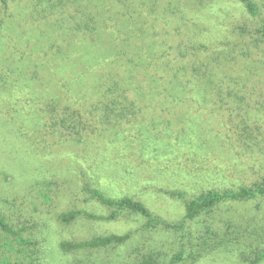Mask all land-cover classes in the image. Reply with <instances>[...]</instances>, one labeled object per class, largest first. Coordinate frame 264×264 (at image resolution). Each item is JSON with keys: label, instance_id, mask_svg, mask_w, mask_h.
<instances>
[{"label": "rangeland", "instance_id": "obj_1", "mask_svg": "<svg viewBox=\"0 0 264 264\" xmlns=\"http://www.w3.org/2000/svg\"><path fill=\"white\" fill-rule=\"evenodd\" d=\"M45 1L7 0L6 5L0 1V218L9 229H0V262L140 264L152 259L171 264L180 256L176 264H264V256L260 258L264 196L225 202L184 220V204L191 198L208 190L248 187L264 178V45L243 58L239 52L245 53L250 43L238 30L241 26L254 31L264 21L262 0H253L259 11L256 17L239 0H128L130 17L128 6L119 0H85L89 14L100 12L101 18H114L112 9L107 13L109 2L119 17L126 13L121 25L107 22L94 43L99 39L102 53L115 46L125 52L121 59L114 51L106 53L108 60L99 68L101 74L116 73L121 86L125 82L132 88L124 72H138L132 65L139 61L136 49L142 45L157 47L155 57L139 53L149 75L155 72L148 67V58L173 71L197 69L219 49L236 60L221 65L232 93H209L212 101L203 104L206 92L174 101L161 88L133 94L131 90L127 97L138 105L139 113L81 142L56 130L49 107L54 102L72 105V93L85 91L79 107L87 108L94 96L80 78L94 75L80 77L79 72L86 70L83 65L77 77L57 75L45 56L49 47L55 54L56 44L67 45L69 54L75 52V38L66 25L77 8ZM43 7L51 21L44 18ZM55 17L65 21L62 30L52 24ZM66 30L68 34L61 36ZM190 43L205 48L181 57L178 50ZM85 61L79 59L78 64ZM115 61L127 70L117 72L112 67ZM236 80L245 81L248 88L237 90ZM248 130L255 139H248ZM213 138L216 146L213 141L202 145ZM93 190L108 198L139 201L151 217L122 213L114 220L100 219L110 210L91 198ZM70 211L96 218L79 216L61 223L60 216ZM125 234L129 239L118 246L77 250L67 246Z\"/></svg>", "mask_w": 264, "mask_h": 264}, {"label": "trees", "instance_id": "obj_2", "mask_svg": "<svg viewBox=\"0 0 264 264\" xmlns=\"http://www.w3.org/2000/svg\"><path fill=\"white\" fill-rule=\"evenodd\" d=\"M3 5L7 4V0H0ZM47 1V0H46ZM45 1V2H46ZM100 3H103L105 0H99ZM119 2L128 10V15L130 17L132 12V3L127 0V3H124L123 0H119ZM245 8V11L251 16H258V7L253 0H239ZM264 4V0H262ZM85 0H59V4L62 7L77 8L75 14L69 15L70 21L66 25L68 27L67 30H70L72 33L73 42L75 43V52L69 54L67 45L56 44L55 54H50V47L45 53L46 57H49L48 62H51V65L54 66V70L57 75L66 76L70 79V77H77L75 74L79 72L82 65L86 69L85 71L79 72L81 77L82 74L86 73V75H90L93 73L94 78H80V84L83 85L84 88L89 90L90 93L93 92V98L89 102L87 108L79 107L80 101L83 99L80 96L81 93H86L85 91L80 92L77 91L72 93V97L74 102L66 105H59L54 102L52 106H50V112L53 114L51 117V123L56 127V130L65 133L67 137H70L73 141L81 142L87 135H103L105 131H107L110 126H114L119 124L121 121H126L127 119H132L139 110L136 107L134 101L130 100L127 97V93L132 90V94L136 92L135 90H140L143 92L153 91V88H161V90L167 91L169 94V98L171 97L174 101H180L187 95L194 94V92H206L205 99L202 102L203 104L209 103L207 95L211 93V95L218 96L222 95V92L226 94L232 93V87L227 82V77L222 70V67H225L226 62H231L236 60V57H231L226 53L225 50L219 49V52L215 53L213 56L208 57V61H200V66L196 68H185L183 67V71L180 69L173 71L170 60H168V66L160 67L161 64H157L154 59L151 61L146 59L148 67L153 69L155 73H151L149 69L146 72L144 69V60L141 59V56H146L144 52H148L151 56V53L154 55L156 52L154 51L157 47L152 45H142L138 47V60L133 63L134 69H139L136 73H131L123 66L121 63L114 62L113 69H116L117 72H121L127 74V80L132 81V88L127 85L125 82L123 86L120 85L119 79H115L114 75L116 73H108L107 75L99 73V68L103 69V63L105 60H108L104 55L111 54L113 51L115 52L116 59H121L123 57L124 51L118 50V46L109 47L108 52L102 53L101 48L99 49V39L97 43H95L98 32H101L103 28H107V22L115 20L116 23L121 25L126 18V13L122 12L121 17H119L117 11L115 10L114 5L109 2L108 11L110 9L113 10L114 18L107 16L105 18H101L100 12H97L96 15L89 14V2L87 3ZM50 9H54L55 7L49 6ZM131 10V11H130ZM71 11V10H70ZM87 11V12H86ZM46 8L43 7L42 14L45 15L44 18L51 21V18L47 17ZM59 14V13H58ZM176 18V17H175ZM56 29H61L64 26L65 21L59 17L54 18V23H52ZM181 27V26H180ZM179 27V29H180ZM63 29V28H62ZM61 29V30H62ZM67 30L63 33H60L61 36H66L68 33ZM239 35L247 37L250 43V47H246L245 53L239 52V54L243 58H248L252 55V52L255 54V51L259 49V45H264V21H262L254 31L247 29L246 27H238ZM132 32V30H130ZM132 37V35H130ZM128 40V39H127ZM126 40V41H127ZM67 43V42H66ZM68 44V43H67ZM156 44V43H154ZM128 46V45H126ZM126 46H122L124 48ZM132 46V45H130ZM147 46V47H146ZM177 46H182V44H178ZM148 48V49H145ZM205 48L198 43H190L186 45L184 49L178 50V53L181 57L185 58L189 54H194L196 50H200ZM144 50V51H143ZM80 51V52H79ZM247 51V52H246ZM111 52V53H109ZM248 56H247V55ZM253 54V55H254ZM152 57V58H154ZM180 57V58H181ZM53 58V60H52ZM79 59L86 60L83 64H78ZM182 59V58H181ZM221 59V60H220ZM52 60V61H50ZM78 64V65H77ZM222 65V67H221ZM96 69V71H95ZM106 70V69H105ZM108 72V71H107ZM248 74H251V71ZM264 72V69H263ZM248 76V75H247ZM154 79H151L153 78ZM121 78V77H120ZM72 80V79H71ZM152 84V88L148 87L149 81ZM155 82V83H153ZM229 83L231 79L228 80ZM240 81V80H239ZM236 80V84L238 83L237 90L244 91L248 87L245 81L239 83ZM68 83V81H66ZM231 84V83H230ZM164 85H167L164 88ZM232 85V84H231ZM71 93V92H70ZM87 94V93H86ZM76 95V96H75ZM76 98V99H75ZM208 100H207V99ZM71 100V99H68ZM202 100V97H201ZM73 101V100H71ZM74 106V107H72ZM138 106V105H137ZM91 120H94L93 122ZM116 122V123H115ZM115 123V124H111ZM103 125H106L103 127ZM55 130V131H56ZM248 139L252 140L256 137L254 133L247 131ZM257 136V135H256ZM208 140H206L207 142ZM213 141V142H212ZM217 141L216 138H213L210 142H204L202 145H206L211 143L213 146H216L214 142ZM248 145V143H246ZM257 146V145H256ZM221 149V146L214 147V150L218 151ZM91 198L95 199L101 205L105 206L110 210V213L105 217H98L100 219L105 220H114L116 217L121 215L122 213H131L140 215L146 218H150V212L145 208V206L136 200H133L129 197L124 198H108L101 191L93 190L91 191ZM264 196V178L261 179L258 183H255L251 186H238L235 188H228L225 190H208L196 197L191 198L189 201H186L184 204V220H192L196 216L202 213H208L216 206L230 201H245L250 199H258ZM79 216H84L85 218H96L94 215L82 212V211H70L60 216V222L63 224H69L76 220ZM0 229L9 232L8 227L0 218ZM129 239V234L125 235H109V236H98L93 237L85 242H80L78 244H69L67 245L71 250L77 249H102L110 246H118L124 244ZM73 248V249H72ZM264 256V252L260 254V258ZM180 256H177L174 259V264L176 260H179ZM0 264H21V263H11L8 260H3ZM140 264H160L156 260L146 259L144 262ZM176 264V263H175Z\"/></svg>", "mask_w": 264, "mask_h": 264}]
</instances>
